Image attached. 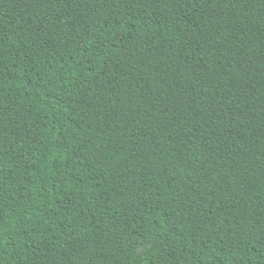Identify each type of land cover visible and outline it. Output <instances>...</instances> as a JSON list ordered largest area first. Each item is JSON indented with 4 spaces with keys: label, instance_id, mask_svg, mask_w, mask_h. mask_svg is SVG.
<instances>
[{
    "label": "trees",
    "instance_id": "1",
    "mask_svg": "<svg viewBox=\"0 0 264 264\" xmlns=\"http://www.w3.org/2000/svg\"><path fill=\"white\" fill-rule=\"evenodd\" d=\"M0 264H264V0H0Z\"/></svg>",
    "mask_w": 264,
    "mask_h": 264
}]
</instances>
